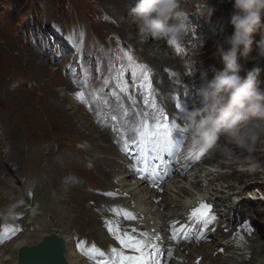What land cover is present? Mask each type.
<instances>
[{
	"label": "rangeland",
	"instance_id": "rangeland-1",
	"mask_svg": "<svg viewBox=\"0 0 264 264\" xmlns=\"http://www.w3.org/2000/svg\"><path fill=\"white\" fill-rule=\"evenodd\" d=\"M232 3L233 0H223V2L221 0H184L182 10L191 19L192 16L194 18L196 15L199 16L203 13L202 19L211 16V21H216L215 23L220 26L223 25L224 28L216 31L214 37L210 40L216 48L217 44H223L226 38L233 33V27L230 24ZM134 4L135 0H0V114L5 116L7 124L10 126V140L12 143L16 142L15 145H19L24 137L31 139L43 138L44 140L40 142L46 144L49 142V147L62 149L61 152L65 157L53 158L55 163L58 164V169L54 171L57 177H63V175L71 173L76 175L78 181H82L79 174L82 173L87 176L88 173H91L85 167L91 163L90 154L92 151L85 147L83 137L95 143L97 141L94 140V137H91V132L75 121L70 112L77 117L80 116L79 118L86 123L85 125L89 129L94 128L97 132L103 133L104 138L107 137L104 127L107 128L106 122L112 121V115L117 114L118 120L124 116L122 115V109L113 114L105 115L108 113L109 106L116 109V101L111 94L115 90L113 82L105 85L104 81L94 79L93 82L97 84V92H101L99 94L107 100V105L105 103L99 104L97 107L91 108L90 112L86 104L81 103L75 97L76 87L79 85L77 82L79 75L77 76V70L73 67L75 57L72 56L73 60L70 61L71 58L66 56L72 54L68 53L71 51L64 48L54 34L46 28L50 22L49 19L59 22L65 21V18L72 11L73 17L71 19L74 23H81L85 28L88 49L93 50V53L98 55L102 64L99 67L107 73L106 76L109 73L112 75L110 65L118 68L121 59H123V53L115 46V39L110 37L108 33H116L125 40L127 46H134L136 49L128 48L126 51H131L136 60L144 61L143 64L147 68L157 69L156 67H158L157 70L160 71L163 67L176 63L177 66H180L181 60L176 57H174L173 62L165 61L160 65L157 58L148 57L153 53L149 50H155L157 42L162 43L163 40L147 38L139 32L137 21L132 20L136 18L130 12V7ZM209 9L212 10L210 14ZM43 19L47 20L45 24ZM37 27L45 29L46 36L55 37L51 44L43 43L41 37L38 38L39 35L36 34ZM217 27L213 26L211 29H217ZM257 34L258 36L262 35L259 32ZM210 35L213 36V34ZM140 39H144V42H140ZM225 47H227L226 44ZM53 49H57L58 53H55ZM170 51L171 49H169ZM83 58H87L86 53H84ZM214 59L219 60L218 57ZM188 60L190 58L187 57L186 61ZM97 62L99 61L97 60ZM40 63L45 66H41ZM68 63L69 66L66 68L65 64ZM125 63L127 62L125 61ZM251 66L252 61L249 56L245 59V68ZM90 67L93 68V66ZM87 75L89 78L91 73L88 71ZM124 78L130 85V94L135 97L138 91L131 88L133 81L130 69L125 72ZM18 80L21 83L17 85L16 93L8 95V92L12 91L14 83ZM67 85L70 87L66 91ZM260 87L261 90H264V81L260 83ZM60 92L65 93V96H58ZM120 95L123 109H127L130 100L126 95ZM95 112L101 113L103 123H100L102 125L94 123L91 119V114L94 116ZM67 133H71V135H67ZM17 139L18 141H16ZM104 142L107 143L106 139ZM7 150L8 144L5 146L0 140V153ZM107 152L110 151L107 150ZM110 153H115V151ZM28 154H30L29 151ZM3 158L4 154L0 156V181L9 184V187L17 194L19 185L30 178V175L28 177L27 174L21 173L17 181L11 179V174L8 173L9 170H3V168H6V164L2 162ZM28 160L34 171L42 164L39 157L31 155ZM261 161H264V157L261 158ZM11 163L12 161H9L7 166ZM102 164L105 168L106 164ZM106 169L107 172L109 170L108 174L113 176V173L110 172L112 168L108 167ZM261 171L260 177L256 175L246 179L249 181V186L243 194L244 199L241 200L243 202L241 205L245 206L244 209H246L241 210L243 214L254 209L255 196H259V193L264 190V168H261ZM255 172L259 173V170ZM94 178L90 179L92 188L82 190V194L98 191L99 185H102L101 177L95 176ZM40 186L33 185L30 190L24 193V198L14 196L8 191H1L3 205L0 201V222L4 220L13 221L15 216H20L22 213L26 215L28 208L35 202V191ZM155 199V197L152 198L153 201ZM28 204L29 206L24 209ZM94 204V200H89V205L94 206ZM221 232L223 233L224 229ZM251 240L255 241V239ZM210 243L212 241L203 244ZM258 243H262V241Z\"/></svg>",
	"mask_w": 264,
	"mask_h": 264
},
{
	"label": "bare ground",
	"instance_id": "bare-ground-1",
	"mask_svg": "<svg viewBox=\"0 0 264 264\" xmlns=\"http://www.w3.org/2000/svg\"><path fill=\"white\" fill-rule=\"evenodd\" d=\"M41 31L42 27L36 28V34L39 36ZM43 35L41 41L48 44L51 38L44 33ZM151 39L153 38L151 37ZM140 42L143 43L144 39H140ZM140 42L138 41L139 44H141ZM164 49L167 50L164 51ZM169 49V46L157 42L156 49L149 50L153 53L148 57L157 58L159 65L165 61L173 62L175 58L174 55H169ZM53 51L57 53V49H53ZM66 57H70V61L73 60L72 54ZM40 65L45 66L43 63H40ZM65 66H69V63ZM156 68L158 69V67ZM196 69L200 70V66L194 64L193 70ZM193 80L197 81L198 77H194ZM20 83V80L14 83L13 89L8 92V95L16 93V87ZM69 87L67 85L65 90L67 91ZM61 92L58 96H65V93ZM139 96L135 107H133L132 102L129 104V117L132 121H138L141 118L138 115L142 108ZM108 113L113 114V109L108 108ZM70 114L73 115L76 122L91 132V137H94V140L98 142L95 143L83 137L85 147L91 150L92 153L90 154L91 163L85 167L91 173H88L87 176L82 173L79 174L82 181H78L76 175L71 173H65L66 175H63V177L55 175L54 171L58 169V164L55 163L53 158H64L65 155L61 152L62 149L49 147V142L47 144L40 142L44 140L43 138L31 139L24 137L19 145H15L16 142L12 143L10 140V126L7 124L5 116L0 114L1 143L10 142L9 150L0 153V156L4 154L2 162L6 164V168H3V170H9L8 173L10 172L11 179L15 181L19 179L21 173L27 174L28 177L30 175V179L19 185L17 194L9 187V184L0 181L1 204L3 205L1 191H8L14 196L24 198V193L33 185H41L36 189L35 202L29 207L26 216L20 219L23 227L22 232L15 234L6 242L0 243V264H16L17 251L20 246H34L42 236L50 233L56 234L63 240L62 254L68 264H93L92 259H89L79 249L75 248V240L85 238L87 244L93 241L102 249H105L111 240L105 234L101 217L110 214V204L115 202V200L109 197L104 198L100 193L94 191L82 194V190L92 188L90 179H95V176L101 177L102 181V185H99L98 190L114 193L118 196L116 198L117 202L133 207L137 215L142 217V222L148 224L150 229L160 231L165 238V246L170 244L167 241V230H165L167 218L175 213H181L198 200L204 199L213 202L219 224L223 223L222 228L217 229L215 240L210 244H203V242L198 244L183 243L174 246L172 250L170 248L172 256L167 259L168 264H264V230L259 225H257L258 236L255 241L251 240L250 237L245 242L237 245L227 242L228 235L221 233V229L226 228L242 210L241 204L243 202L241 200L244 199L243 194L249 186V181L246 179L256 175L260 177L259 173L255 172L257 170H241L237 163L229 160V149L236 150L234 146L228 145L223 137L216 138V145L207 150L205 153L207 158L202 163L188 166L187 169H183V174H176L169 181L163 182L159 189L155 190L149 188V181L135 178L136 172L129 166L130 162L119 154V148L112 144L110 131L106 130L107 137L104 138L103 133L97 132L94 128L89 129L86 127V123L79 118L80 116L77 117L71 112ZM91 119L94 123L102 125L100 122H96L95 116H92V114ZM67 135H71V133H67ZM105 139L107 143L104 142ZM102 140H104L103 143H101ZM107 150L110 152L115 151V153L107 152ZM28 151L30 154H28ZM31 155L39 157L42 162L36 171L32 169L28 160ZM208 155L211 157H208ZM9 161H12V163L7 166ZM102 163L107 166L105 165V168H103L104 164ZM108 167L112 168L110 172L113 173V176L108 174L109 170L107 172L106 169ZM111 176L112 178H110ZM79 182L80 184H78ZM160 189L163 190L162 194L159 191ZM153 197L156 198L154 201L152 200ZM255 198L254 204H256V207L253 206L252 211L245 212L243 218L255 221L264 219L262 198L260 196H255ZM89 200H94V206L89 205ZM14 221L17 222V220ZM10 222L13 223L11 220ZM5 228L6 226L0 231V236L4 234ZM260 241L262 243H258ZM219 248H221V252L218 251Z\"/></svg>",
	"mask_w": 264,
	"mask_h": 264
},
{
	"label": "clouds",
	"instance_id": "clouds-1",
	"mask_svg": "<svg viewBox=\"0 0 264 264\" xmlns=\"http://www.w3.org/2000/svg\"><path fill=\"white\" fill-rule=\"evenodd\" d=\"M183 3L184 0H136L130 12L142 35L179 48L186 33ZM230 24L232 35L217 44L214 53L223 67L213 66L211 79L206 72L201 73L203 86L198 102L185 111L178 151L188 156L206 151L216 145L219 134L236 150L229 149V160L241 170L255 171L264 166L253 155L256 143L264 139V90L258 80L260 69H244L238 58L250 54L253 60L264 58V0H233ZM258 32L262 33L261 39L255 41Z\"/></svg>",
	"mask_w": 264,
	"mask_h": 264
},
{
	"label": "snow or ice",
	"instance_id": "snow-or-ice-1",
	"mask_svg": "<svg viewBox=\"0 0 264 264\" xmlns=\"http://www.w3.org/2000/svg\"><path fill=\"white\" fill-rule=\"evenodd\" d=\"M82 35V33H81ZM82 42V41H81ZM123 51V59L120 61V67L110 65V72L112 73L111 80L115 82V90L112 91V96L116 101V109H122V115L127 116L128 110L123 109L121 102V95L124 94L132 102L133 107L136 105V99L130 94V85L125 77V72L131 70L132 85L131 88L138 91L143 98V105L145 109L150 111H142L138 113L141 117L135 126H129L127 120L120 118L118 121V115L113 114L112 121H118V123L112 124V131L117 133L121 139L117 140V143L121 144V150L130 154L131 151L136 152L134 157L136 164L130 166L141 178H148L153 186L158 187L157 181L163 182L165 176H170L169 163L165 161L164 154H167L171 160L175 161L178 157V149L181 146L183 140L184 128L175 120L169 121L168 115L164 109L158 106L155 98V90L150 78V70L146 65H141L136 62V59L132 55L131 51ZM125 61L127 62L125 64ZM88 80L87 72H85L84 80L80 82L83 87ZM110 82L109 79L104 81L105 85ZM118 90V91H117ZM75 97L85 104H89L83 91L74 94ZM93 101L98 100V96L92 97ZM107 105V101H104ZM181 99L177 98L176 107L183 112L181 107ZM184 121V116H181ZM98 122H102L100 113H97ZM149 121H152L151 123ZM185 122V121H184ZM179 130L182 139L173 140V132ZM130 132L135 139L131 141V145H134V149H130L129 141L124 135V132ZM122 141V143H121ZM205 151H201L195 157H190L193 162L198 161ZM160 161L159 165L154 162ZM106 195L113 196L114 193H106ZM212 205L210 203L200 202L198 207L191 210L188 217V223L177 227L176 224L172 225L170 239L179 243L180 239H191L189 235V229L192 225L199 226L202 229L195 237L199 242L202 239H207L205 231L208 226L212 224L216 217L211 211ZM116 216L123 217L124 220L135 221L137 217L132 212L126 210L113 209ZM107 231L112 235L114 240L118 242L119 247H112L110 253L106 254L104 251L96 247L95 244L91 247H85V241L78 242L77 247L81 253L87 256L89 259H94L95 264H161V258L164 253L155 240H159L158 235L152 237L146 231L138 230L136 227H124L119 220L106 221ZM244 229L251 233L253 229L247 223L243 225ZM215 231V229H212ZM19 228H5L4 234L0 236V243H3L4 239H11ZM239 235V232H237ZM172 251L169 249L167 257L171 258Z\"/></svg>",
	"mask_w": 264,
	"mask_h": 264
},
{
	"label": "water",
	"instance_id": "water-1",
	"mask_svg": "<svg viewBox=\"0 0 264 264\" xmlns=\"http://www.w3.org/2000/svg\"><path fill=\"white\" fill-rule=\"evenodd\" d=\"M48 247L49 251L47 254L40 255L39 257L26 260L24 256L20 257L21 264H67L62 255V243L61 241L53 238H50L46 242V246H43L41 249ZM25 252H32L33 249H24Z\"/></svg>",
	"mask_w": 264,
	"mask_h": 264
}]
</instances>
